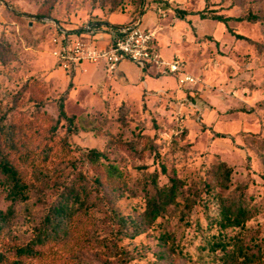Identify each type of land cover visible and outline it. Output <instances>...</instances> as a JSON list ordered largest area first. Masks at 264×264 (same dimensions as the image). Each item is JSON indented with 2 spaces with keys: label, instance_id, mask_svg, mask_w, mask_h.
<instances>
[{
  "label": "rangeland",
  "instance_id": "obj_1",
  "mask_svg": "<svg viewBox=\"0 0 264 264\" xmlns=\"http://www.w3.org/2000/svg\"><path fill=\"white\" fill-rule=\"evenodd\" d=\"M145 4L137 0H0V109L10 118L35 121L28 134L35 142L56 136L52 144L57 151L43 164L27 168L29 199L12 202L0 189L4 261L15 259V247L43 230L58 188L78 181L80 172L88 178L95 175L88 157L92 148L104 151L102 161L118 164L127 184L120 183L119 190L106 186L90 213L81 210L73 216L67 236L44 246L42 255L23 258L28 264H243L232 261L228 251L253 252L258 247L264 251V52L258 48L264 45V20L230 22L234 31L251 42L237 39L224 23L209 18L213 13L245 17L250 11L264 17V0H173L165 16L146 9L149 14L141 23L143 28L149 21L153 27L173 20L170 28L180 33L179 40L163 28L156 45L160 42L166 59L180 55L186 71L198 82L185 87L177 82L167 97L162 92L121 99L115 93H101L96 83L78 88L75 75L65 99L68 114L79 117L77 132L69 139L71 155L65 154L60 142L65 124L55 134L48 133L71 79L53 56L60 30L67 32L71 42L72 36L83 37L80 33L86 26L110 23L114 15L117 21L128 18L126 23L131 22ZM162 35L174 43L167 47ZM163 77L157 80L160 85L174 83V76ZM138 133L154 141L151 148L123 143L137 140ZM222 162L233 170L228 189L218 186ZM162 164L181 178L177 201L145 232L133 238L115 236L112 208L140 217L146 207L145 197L130 192L131 175L153 190L150 180L156 172L159 185L168 186ZM38 177L45 181L44 194L39 192ZM245 185L252 217L243 226L222 228L219 196L233 195ZM11 207L13 211L6 214ZM251 264H264V253Z\"/></svg>",
  "mask_w": 264,
  "mask_h": 264
},
{
  "label": "trees",
  "instance_id": "obj_2",
  "mask_svg": "<svg viewBox=\"0 0 264 264\" xmlns=\"http://www.w3.org/2000/svg\"><path fill=\"white\" fill-rule=\"evenodd\" d=\"M139 5L145 4L146 0H137ZM146 6V4H145ZM132 16V21L124 25H131L141 19L142 10ZM119 11L114 10L113 13ZM205 18V16L203 17ZM209 18L224 23L229 32L237 39L252 40L242 34L237 33L230 27V22L248 20L259 21L264 20V17L258 13L250 11L245 17H232L224 14L213 13ZM109 25L110 23H105ZM113 27H119L120 24H114ZM61 31V30H60ZM259 51L264 52V45H260ZM2 47L0 44V52ZM59 63V62H58ZM60 65V64H59ZM144 73L146 69L142 70ZM76 72H70V81L67 86L66 94L59 100V114L57 118H51L52 123L49 134H55L56 128L59 125H66L65 135L60 138L63 149L67 156L71 155V146L69 139L77 132V121L75 115H69L66 110L65 99L74 87L73 78ZM125 104H122L120 111L123 113ZM124 114V113H123ZM46 117V116H45ZM43 119H46V118ZM77 120V121H76ZM84 119H82L83 121ZM63 122V123H62ZM35 121L25 122L23 119L10 118L9 115L0 109V189L6 194V198L12 202L25 201L30 197V185L27 180L29 167H36L50 159L52 154L57 156L55 144L52 140L56 138L53 135L43 137L35 142V137H29V132L34 130ZM92 127L85 130H91ZM97 132V131H96ZM31 135V134H30ZM141 137V138H140ZM140 138V139H139ZM126 146L134 148L135 145L142 144L144 149L152 147V139L143 133H138V138L135 141L123 142ZM88 157L93 165L95 175L86 177L83 172L78 181L73 182L63 188H58L55 199L53 200L50 210L44 218V228L31 241L25 245L15 247L16 258L11 261H4L2 253H0V262L2 264H28L23 258L38 257L44 254L43 247L51 243L57 244L63 240V236H67V224L72 223L73 216L81 210L90 213V209L97 205V199L106 186L111 190H119L123 186L120 183L127 184L125 175L117 163L102 161L105 158L104 151L92 148L88 152ZM220 175L218 177V186L223 189H228L231 181L232 168L225 162L219 164ZM162 172L168 177V186H160L158 183V174L155 172L151 176L150 185L144 181L141 182L139 177H133L134 185H131L130 192L133 196H142L146 198V207L140 217H135L130 214H124L116 208H112L111 219L114 221L115 236L121 238H133L143 232L146 228L153 225L159 216L162 215L167 206L177 201L179 188L181 187V178L172 170L162 164ZM38 182L42 188L44 179L38 177ZM245 186L238 187V190L233 195H220L218 198L219 211L221 215L222 228L243 226L246 221L252 217V211L247 206L245 198ZM153 191V192H152ZM44 194L43 188L39 191ZM96 192V194H95ZM12 207L8 208L5 213H11ZM2 212V211H0ZM71 228V227H70ZM219 246V245H218ZM224 248V245H220ZM42 247L41 249H39ZM253 252L247 250H229V258L232 261L241 263H253L258 258L263 250L260 247ZM242 258V259H241Z\"/></svg>",
  "mask_w": 264,
  "mask_h": 264
},
{
  "label": "built area",
  "instance_id": "obj_3",
  "mask_svg": "<svg viewBox=\"0 0 264 264\" xmlns=\"http://www.w3.org/2000/svg\"><path fill=\"white\" fill-rule=\"evenodd\" d=\"M158 12L165 16V11L158 7ZM141 19L131 25L114 27L111 40L104 46L92 41H69L67 32L61 30L62 36L53 56L60 67L67 72H78L84 62L104 63L110 72L115 71L124 60L135 62L142 70L156 74L173 75L181 87L196 84L197 78L188 73L182 57L174 54L170 59L164 58L156 45L155 31L143 28Z\"/></svg>",
  "mask_w": 264,
  "mask_h": 264
},
{
  "label": "crops",
  "instance_id": "obj_4",
  "mask_svg": "<svg viewBox=\"0 0 264 264\" xmlns=\"http://www.w3.org/2000/svg\"><path fill=\"white\" fill-rule=\"evenodd\" d=\"M166 2H162L160 0H155V2L148 4L146 2V8L145 11H142L141 14V22L148 16L149 11L148 8L156 9L158 12V7L162 9L163 11L171 10L169 8L170 4H172L173 0H164ZM166 8V9H165ZM159 13V12H158ZM160 14V13H159ZM115 16H112L110 19V24H102L101 26L95 25H88L86 26L85 30L80 33V35H83V37L80 36V38L73 37V41L77 40H83V41H92L95 44L99 46H104L108 44L111 40V31L114 29L112 25L114 24H120L124 25L128 21L127 19H123L120 21L115 20ZM150 19V18H149ZM149 21V20H148ZM169 25H165L167 23H161L158 22L153 27H151V21L148 22V25L145 26V28L155 30L156 37L158 34H160L163 30V28L170 29V32H174L175 38L178 39V35L180 33L174 31L173 27H171V22L173 20L168 21ZM84 35L86 37H84ZM161 42L163 44L172 45L174 43V40L170 36L162 35ZM176 40V41H177ZM158 49L163 55L162 47L160 46ZM174 55V54H173ZM172 55V56H173ZM77 73V72H76ZM163 76H173V75H160L156 74L154 71H146L145 73L142 71V69L135 63L130 60H124L122 61L118 68L110 72L106 69L104 63H93V62H84L80 68V71L76 74L75 79H78V88H81L86 84L85 86H92V83H96V88L101 93L108 92V93H115L118 95H115L117 98L121 99H128L133 94L134 97H145L147 98L148 95H162L165 94V96H170L171 91L169 89H172L176 86L177 80L176 77L174 80V83L170 84L169 87H166L163 85H160L157 80L160 78H164ZM172 78V77H171ZM143 84V86H142ZM158 85V86H157ZM168 85V84H167Z\"/></svg>",
  "mask_w": 264,
  "mask_h": 264
}]
</instances>
